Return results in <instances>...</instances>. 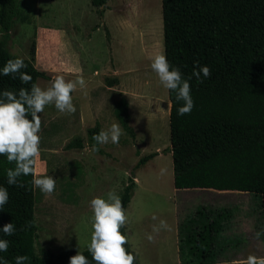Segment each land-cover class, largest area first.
I'll return each mask as SVG.
<instances>
[{"label":"rangeland","instance_id":"1","mask_svg":"<svg viewBox=\"0 0 264 264\" xmlns=\"http://www.w3.org/2000/svg\"><path fill=\"white\" fill-rule=\"evenodd\" d=\"M8 49L51 78L63 72L66 80L83 75L86 81L84 89L78 86L72 94L75 114H61L54 105L40 114L36 174L52 176L56 189L46 197L36 188L37 252L88 250L93 231L90 201L107 200L109 191L120 196L138 161L155 153L135 170L134 195L126 210L128 244L140 264H197L180 255L176 232L180 238L192 227L188 221L201 207L226 210L227 229L254 235L264 229L258 196L174 188L168 89L150 67L151 58L164 53L161 0H108L102 18L90 0H20ZM112 81L116 83L109 85ZM49 83L37 80L42 88ZM121 97L129 100L134 136L123 131L118 144L99 145L102 153L85 151L92 146L89 129L119 124L114 108ZM98 115L101 120L95 121ZM77 138L83 148L67 150V144ZM160 220H166L170 230L153 233L152 226ZM149 233L155 237L153 242L146 238ZM260 239L264 242V235ZM237 246L215 254L236 260L249 254L264 256V247L251 238Z\"/></svg>","mask_w":264,"mask_h":264},{"label":"trees","instance_id":"2","mask_svg":"<svg viewBox=\"0 0 264 264\" xmlns=\"http://www.w3.org/2000/svg\"><path fill=\"white\" fill-rule=\"evenodd\" d=\"M107 1L90 0L101 18ZM19 2L0 0V70L9 59H16L9 52L8 41ZM161 5L164 54L184 79L191 78L194 101L190 114L178 115L177 110L184 102L177 101L176 92L168 90L174 188L184 192L232 191L255 195L260 197L264 216V0H161ZM24 62L27 68L21 71L32 76L31 83L22 84L19 74L16 78L0 74V92L30 90L38 79H53L34 69L27 60ZM202 66L211 69V76L204 78L201 73L198 81L193 72ZM129 106V100L121 97L115 104L114 116L122 130L134 136ZM100 131L99 124L88 130L92 145L96 144L93 136ZM74 147L83 148L81 139L68 143L66 149ZM156 155L141 158L133 168L129 183L120 194L125 210L134 195L135 170ZM14 167L6 156L0 155V186L9 193L8 202L0 209V239L9 242L8 251L0 252V264H16L15 258L21 255L29 258L24 264H70L76 251L58 254L50 249L36 251V188L31 183L32 175L21 176L18 184L9 185L6 170ZM227 218L226 210L198 209L188 221L192 227L180 235V255L191 257L197 264L213 263L216 243ZM8 223L15 225L10 236L2 232ZM121 232L126 235V226ZM125 247L135 255V264H140L130 245ZM81 253L90 264H95L88 250Z\"/></svg>","mask_w":264,"mask_h":264},{"label":"clouds","instance_id":"3","mask_svg":"<svg viewBox=\"0 0 264 264\" xmlns=\"http://www.w3.org/2000/svg\"><path fill=\"white\" fill-rule=\"evenodd\" d=\"M152 71L156 73L162 86L176 92L177 101H183V106L178 108V115L190 114L194 101L191 96L189 80L182 77L178 68L172 67L164 53L156 54L151 58ZM27 65L22 57L9 59L0 74L16 78L17 74L22 84H29L32 76L27 72ZM201 73L204 78L211 76L208 66L194 70L193 75L200 80ZM202 82V81H201ZM86 87L83 75L75 80H66L63 75H56L46 88L33 83L31 89L20 88L17 91L3 90L0 92V155L6 156L9 163H14V168L6 170L9 185L18 184L21 176L32 175L33 188H38L46 197L52 196L56 189V179L50 175L37 176L35 172L36 158L40 155L42 119L41 113L48 105H54L61 114H75L76 106L73 103V95L77 88ZM31 117L29 119L28 117ZM123 130L118 123H112L106 130H101L93 136L96 144L85 151L98 152L96 146L109 142L118 144ZM22 186V185H20ZM107 200L102 197H94L90 201L93 213L91 240L88 251L91 253L95 264H135V255L127 250L128 237L121 232V228L128 223V216L122 199L113 191L107 193ZM8 190L0 186V209L8 202ZM153 220L157 217L153 215ZM161 229L170 230L166 220H160L159 225L152 226L153 233H159ZM6 236L13 235L15 225L8 223L2 228ZM264 235V229L255 233L256 239ZM149 242H153V234H147ZM9 242L0 239V252H7ZM29 258L26 255L17 256L16 264H24ZM70 264H90L88 258L81 252L70 257ZM232 264H264V256L249 254L246 259L234 260Z\"/></svg>","mask_w":264,"mask_h":264},{"label":"crops","instance_id":"4","mask_svg":"<svg viewBox=\"0 0 264 264\" xmlns=\"http://www.w3.org/2000/svg\"><path fill=\"white\" fill-rule=\"evenodd\" d=\"M62 73H61V75H62ZM99 120H101V115L100 116L98 115V117L96 118L95 121H99ZM100 124H102V122ZM212 191H215V190H212ZM215 192L218 194H225V195H226V193H232V191H215ZM229 230L230 229L225 228L220 233L218 240H217V243H216V250H220L222 252L228 251L231 249L232 244H236V245H238L236 248H240L243 246V244H246V242L249 241L250 238L255 240V242H257V245L264 247V242L260 238L256 239L254 233L252 234L251 232H237L234 230H230V231ZM176 238H177V245L179 248V236H178L177 232H176ZM235 250H237V249H235ZM234 257H232V258H226V257L219 258V256L215 255L214 263H216V264H217V262L223 263V262H228L229 260L234 261V260H236V258H234Z\"/></svg>","mask_w":264,"mask_h":264},{"label":"bare ground","instance_id":"5","mask_svg":"<svg viewBox=\"0 0 264 264\" xmlns=\"http://www.w3.org/2000/svg\"><path fill=\"white\" fill-rule=\"evenodd\" d=\"M169 104H170V108H171V103H170V101H169Z\"/></svg>","mask_w":264,"mask_h":264}]
</instances>
